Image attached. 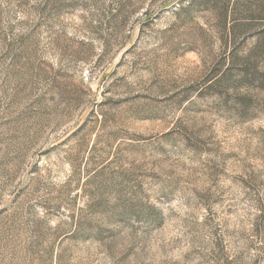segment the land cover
Instances as JSON below:
<instances>
[{"label": "rangeland", "instance_id": "1", "mask_svg": "<svg viewBox=\"0 0 264 264\" xmlns=\"http://www.w3.org/2000/svg\"><path fill=\"white\" fill-rule=\"evenodd\" d=\"M264 0H0V264H264Z\"/></svg>", "mask_w": 264, "mask_h": 264}, {"label": "trees", "instance_id": "2", "mask_svg": "<svg viewBox=\"0 0 264 264\" xmlns=\"http://www.w3.org/2000/svg\"><path fill=\"white\" fill-rule=\"evenodd\" d=\"M240 75L237 77L239 84H257V87L264 90V72H259L258 70L252 68L249 70H240Z\"/></svg>", "mask_w": 264, "mask_h": 264}]
</instances>
